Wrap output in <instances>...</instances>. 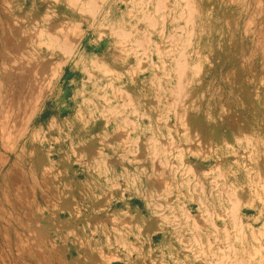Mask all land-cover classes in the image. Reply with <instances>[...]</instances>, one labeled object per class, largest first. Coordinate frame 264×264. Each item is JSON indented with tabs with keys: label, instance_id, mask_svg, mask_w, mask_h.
I'll return each instance as SVG.
<instances>
[{
	"label": "rangeland",
	"instance_id": "1",
	"mask_svg": "<svg viewBox=\"0 0 264 264\" xmlns=\"http://www.w3.org/2000/svg\"><path fill=\"white\" fill-rule=\"evenodd\" d=\"M86 1L0 0V264H219L209 220L264 264V0H163L145 50Z\"/></svg>",
	"mask_w": 264,
	"mask_h": 264
},
{
	"label": "bare ground",
	"instance_id": "2",
	"mask_svg": "<svg viewBox=\"0 0 264 264\" xmlns=\"http://www.w3.org/2000/svg\"><path fill=\"white\" fill-rule=\"evenodd\" d=\"M69 1V3H70V0H68ZM84 1V0H83ZM100 1V0H99ZM99 1H97V2H99ZM183 1H185V2H187L188 3V9H189V11L192 13L193 12V10L191 11V9L192 8H194L193 7V0H183ZM72 2V1H71ZM92 2H93V0H87L86 1V5H88L90 8L91 7H93V9H94V7H97L96 5H92ZM85 3V2H84ZM116 2L114 1L113 3H112V6L113 7H115L117 10H119L120 8V6H117L116 4H115ZM75 4H76V1H75ZM81 4V3H80ZM123 4H125L124 6H125V8H126V10H127V12L125 13V17H127V18H129V19H127V24H126V27H127V25H129L130 27H128V30H126V32L124 33L125 35H126V38H128V40L130 39L131 40V42H133L132 44L133 45H135V46H137V48H141V49H143V50H145L146 49V44H147V42H153V40L149 37V35H148V33H147V31L145 30L146 29V27L145 26H148V27H153L154 25H158V24H160V32L158 33V38L160 39L162 36H163V8H166V6H165V4L163 3V0H123ZM129 6H128V5ZM149 4H151L152 5V10H150V12L149 11H147L146 10V7L149 5ZM168 5V4H167ZM185 5H187V4H185ZM75 6V7H74ZM74 6H72V7H74V8H76V5H74ZM78 7H79V5H78ZM81 7H83L84 8V6H82L81 5ZM80 7V8H81ZM88 7V8H89ZM169 7V6H168ZM82 8V9H83ZM81 9V10H82ZM87 9V8H86ZM93 9H92V12H93ZM75 10V9H74ZM88 10V9H87ZM96 11H97V9H96ZM173 11V10H172ZM83 12V11H82ZM87 12H89V10L87 11ZM108 12V11H107ZM180 13H181V11H180ZM107 15V14H106ZM103 17V16H102ZM104 18V17H103ZM189 18V17H188ZM130 19H133V21L132 20H130ZM178 19V18H177ZM130 20V21H129ZM174 19H171V20H169V22L173 25L174 24ZM190 21V20H189ZM132 22H134V25H132ZM191 22V21H190ZM88 23V22H87ZM184 23V22H183ZM169 24V23H168ZM84 25H86L85 23H83V22H81L80 23V26H84ZM133 26V27H132ZM138 26H141V28L140 27H138ZM86 27H90L88 24L86 25ZM87 29V28H86ZM89 29V28H88ZM138 29V30H137ZM40 30V29H39ZM149 30V29H148ZM35 31V30H34ZM110 31H112V28H111V30ZM124 31V30H123ZM132 31V32H131ZM189 31V30H188ZM115 32V31H114ZM190 32V31H189ZM68 33V32H67ZM117 33V32H116ZM40 35V34H39ZM111 35L112 36H114V37H116V35H114L113 33H111ZM65 36V35H64ZM12 37V36H11ZM66 37V36H65ZM168 37H170V36H168ZM172 38V37H171ZM57 39V38H56ZM114 39V38H113ZM127 40V41H128ZM5 41H7V42H10V41H8L7 39H5ZM4 41V42H5ZM114 41H115V39H114ZM113 41V42H114ZM130 42V41H129ZM154 43V42H153ZM8 43H6V45H7ZM34 44V43H33ZM55 44V43H54ZM121 44V43H120ZM131 44V43H130ZM132 44H131V46H132ZM156 44V43H155ZM63 45V44H62ZM65 45V44H64ZM158 46V45H157ZM47 47H48V45H47ZM61 48V47H60ZM134 48V47H133ZM51 49V48H50ZM59 49V48H58ZM122 51V50H121ZM66 52V51H65ZM69 52V51H68ZM62 53V52H61ZM64 53V52H63ZM67 53V52H66ZM145 53V52H144ZM142 54H143V51H142ZM69 55V54H68ZM134 58H135V60H136V57L134 56ZM184 59V58H183ZM146 60H147V63H146V67H144L143 69H142V71H145V70H147V71H155L156 70V68H158L159 69V67H157L156 66V64H163V55H162V53L158 50V48L156 47V48H154L152 51H150L149 53H148V55L146 56ZM126 61V60H125ZM178 62V61H177ZM175 64H177L176 62H174ZM181 63H183V62H181ZM124 64H125V62H124ZM13 65H14V63H13ZM96 65V64H95ZM97 66V65H96ZM178 66V65H177ZM193 66V65H192ZM162 68V67H161ZM184 68V67H183ZM99 69V68H98ZM105 70V69H104ZM176 70V69H175ZM182 66L181 67H178L177 68V70H176V74L178 75L179 73L180 74H182ZM185 71V70H184ZM107 72V71H106ZM130 72V71H129ZM34 73V72H33ZM111 73V72H110ZM107 74V73H106ZM179 74V75H180ZM184 75V74H183ZM36 76V75H35ZM156 76V75H155ZM177 78V81H176V84L175 85H178V87H180L182 84H180V80H179V78L178 77H176ZM10 80V79H9ZM118 80V79H117ZM184 82V81H183ZM188 82H186V84H187ZM179 84H180V86H179ZM186 84H184V85H186ZM174 85V86H175ZM188 85V84H187ZM112 86V85H111ZM110 86V87H111ZM10 87V86H9ZM177 87V88H178ZM181 89L182 88H180L178 91H177V93L175 92V94L174 95H171V96H173V98H174V100H177L178 98H180L181 97V95L183 94V96H184V93H182L181 94ZM115 90V89H114ZM119 90V89H118ZM23 91V90H22ZM170 91V90H169ZM173 91V90H172ZM123 93H125V92H123ZM172 94V93H171ZM119 95V94H118ZM124 95H126V94H124ZM29 96V95H28ZM103 98V97H102ZM172 98V99H173ZM16 99V98H15ZM173 100V101H174ZM16 101V100H15ZM27 101V100H26ZM106 101V100H105ZM177 102L175 101V104H176ZM179 104H181V103H179ZM133 108V107H132ZM20 110V109H19ZM5 111V110H4ZM19 112V111H18ZM9 113V112H8ZM3 114V113H2ZM12 114V113H11ZM126 120V119H125ZM14 121H16V120H14ZM124 123V122H123ZM3 124V123H2ZM25 127V126H24ZM3 129V128H2ZM4 129H5V127H4ZM14 129H16V128H14ZM17 130V129H16ZM19 132V131H18ZM11 134V133H10ZM16 135V134H15ZM13 137V136H12ZM154 139V138H153ZM152 141V140H151ZM155 141V140H154ZM153 142V141H152ZM153 150V149H152ZM5 151V150H4ZM136 152V151H135ZM1 157V156H0ZM172 165V164H171ZM215 168V167H214ZM189 169V168H188ZM191 169V168H190ZM217 169V168H216ZM183 172V171H182ZM182 172H180V173H182ZM198 172V171H197ZM187 174V173H186ZM182 175V174H181ZM199 176V175H198ZM254 176V175H253ZM182 177V176H181ZM184 177V176H183ZM197 177V176H196ZM214 179V178H213ZM199 182V181H198ZM163 182H161V184H162ZM216 184V183H215ZM192 185H194V183L192 184ZM201 185V184H200ZM212 186H214V185H212ZM229 186H231V185H229ZM185 187H186V185H185ZM187 188V187H186ZM222 188H223V186H222ZM233 188V187H232ZM204 190V189H203ZM226 190V189H225ZM225 190H224V192H225ZM208 191H209V189H208ZM221 191V190H220ZM227 191V190H226ZM232 191V190H231ZM222 192V191H221ZM208 193V192H207ZM214 193V192H213ZM227 193V194H226ZM180 194V193H179ZM203 194V193H202ZM220 194V193H219ZM225 198H226V196H228V194L229 195H232V196H234V193L232 192V194H230L229 192H225ZM209 195V194H208ZM223 195H224V193H223ZM231 196V197H232ZM238 196V195H237ZM231 197L229 198L228 197V199H231ZM157 198V197H156ZM234 198V197H233ZM235 198H236V195H235ZM234 198V199H235ZM197 201V200H196ZM198 201H199V199H198ZM230 201V200H229ZM223 202V201H222ZM234 203H232L231 204V202H230V204L232 205H229V206H231V207H233L234 206V204H235V201H233ZM164 204V203H163ZM202 204H204V203H201V202H198V204H196V206H197V208H196V211L198 212V215L199 214H201L202 213V211H203V209H204V206L202 205ZM159 206V205H158ZM190 207H191V205H190ZM190 207H189V209H190ZM228 207V206H227ZM160 208V207H159ZM224 208V207H223ZM237 207H235V209H236ZM186 209V208H185ZM234 209V210H235ZM205 210H207V209H205ZM223 210H225V209H223ZM229 211H228V213H227V215L225 216L227 219H229V223H230V226H238L239 225V221H238V218H237V213L236 212H234L233 211V208H230V209H228ZM237 210H238V208H237ZM186 211V210H185ZM177 212V211H176ZM187 212H188V214H185V216H184V218H183V225L184 226H186V228H187V225H191L192 224V222H193V218H196V217H191L190 216V210L188 211L187 210ZM186 212V213H187ZM206 212V211H205ZM215 212V211H214ZM207 213V212H206ZM224 213V212H223ZM141 214V213H140ZM208 214V213H207ZM206 214V215H207ZM225 214V213H224ZM223 214V215H224ZM173 215V214H172ZM192 215V214H191ZM205 215V216H206ZM175 216V215H174ZM220 216V215H219ZM165 217V216H164ZM176 217V216H175ZM201 217V216H200ZM207 217V216H206ZM217 217V216H216ZM222 217V216H221ZM239 217V216H238ZM241 217V216H240ZM138 218V217H137ZM202 218V217H201ZM204 218V217H203ZM209 218V217H208ZM224 218V217H223ZM175 219V218H174ZM173 219V220H174ZM211 219V218H210ZM207 220H209V219H207ZM222 220V219H221ZM191 222V223H190ZM201 222V221H200ZM203 222H204V220H203ZM202 222V223H203ZM182 224V223H181ZM205 224V223H204ZM208 224H210V239H212L211 241H214L215 242V240L217 239L218 240V236L220 237L221 235L223 236V242H224V240H225V242L224 243H226V244H224L225 246H222V245H220V244H214V242L212 243V244H214V245H211L212 247H211V249H210V251H209V257L211 256L212 258L213 257H216L217 259H216V261L217 262H219V264H221L222 262H224L226 259H228V260H230L229 259V256H227L229 253H231V251L232 250H234V248L231 246L232 244L230 243V242H228L229 240H228V232H227V230H226V226H228L226 223H223V222H221V224H219L216 220H212V221H210L209 220V222H207V225ZM219 225H221L220 226V231H219ZM205 226V225H204ZM195 227V226H194ZM183 228V227H182ZM200 229V228H199ZM239 229H240V227H239ZM188 230V229H187ZM193 230V229H192ZM221 234V235H220ZM237 234V233H236ZM261 234H263V233H261ZM252 236V235H251ZM250 236V237H251ZM197 237V236H196ZM208 237V236H207ZM182 238V237H181ZM252 238V237H251ZM241 239H243V236H242V238ZM253 239V238H252ZM205 240H207L206 238H205ZM216 240V241H217ZM236 240V239H235ZM240 240V239H239ZM253 241H255V240H253ZM209 241L207 240V243H208ZM264 242V241H263ZM195 243V242H194ZM207 243L205 242V245H207ZM210 243V242H209ZM183 244V243H182ZM181 244V245H182ZM200 245H201V243H199ZM184 245V244H183ZM250 245V244H249ZM259 245V244H258ZM196 246V245H195ZM209 246H210V244H209ZM208 246V247H209ZM206 248H205V250L208 248L207 246H205ZM200 248V247H199ZM254 248V247H253ZM260 248V247H259ZM258 248V249H259ZM202 249V248H201ZM259 250H261V249H259ZM198 251H201L200 249H198ZM240 251L242 252V249H240ZM203 253V252H202ZM233 253V252H232ZM238 253V252H237ZM130 254V253H129ZM196 254V253H195ZM194 254V255H195ZM246 254V253H245ZM249 254V253H248ZM257 254V253H256ZM202 255V254H201ZM230 255V254H229ZM239 255V254H238ZM240 255H241V253H240ZM233 256V255H232ZM257 256H258V254H257ZM237 257H239V256H237ZM247 257L249 258L250 256H247L246 255V260H247ZM253 257V256H252ZM198 258V257H197ZM207 258V257H206ZM204 259V258H203ZM211 259V258H210ZM236 259H238V258H236V257H234V259H232L233 261H234V263H229V264H238L240 261H241V259L239 258V260L240 261H236ZM264 259V258H263ZM232 260H230V261H232ZM252 261H253V259H251ZM260 260V259H259ZM261 261V260H260ZM259 262V261H258ZM245 263V262H244ZM210 264H212V263H210ZM224 264H226L225 262H224Z\"/></svg>",
	"mask_w": 264,
	"mask_h": 264
}]
</instances>
